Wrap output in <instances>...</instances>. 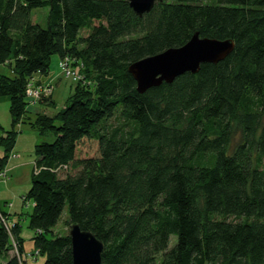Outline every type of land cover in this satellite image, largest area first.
Listing matches in <instances>:
<instances>
[{"label":"trees","instance_id":"1","mask_svg":"<svg viewBox=\"0 0 264 264\" xmlns=\"http://www.w3.org/2000/svg\"><path fill=\"white\" fill-rule=\"evenodd\" d=\"M196 32L233 50L139 93L128 66ZM53 55L83 77L52 115L31 114L26 85ZM0 66V171L18 121L52 136L24 196L42 264H73L68 232L53 231L63 216L102 243L101 264H264V0H162L141 16L128 0H0ZM3 214V264H21L6 252L11 238L23 250L19 221Z\"/></svg>","mask_w":264,"mask_h":264},{"label":"rangeland","instance_id":"2","mask_svg":"<svg viewBox=\"0 0 264 264\" xmlns=\"http://www.w3.org/2000/svg\"><path fill=\"white\" fill-rule=\"evenodd\" d=\"M48 15L47 7L34 8L31 11V18L33 22L46 26ZM59 58L57 55H53L50 61L49 74L41 77H33L32 81L40 80L41 83L50 84L52 86V95L56 107H43L42 105L36 106V102L32 103L30 113H36L38 111L45 112L52 115L55 111L60 109L67 96L73 91L74 82L70 78L62 73L58 66ZM76 73L81 77L82 74L74 67ZM0 72L8 73L9 70L5 66H0ZM33 117V116H32ZM0 125L3 129L7 130L11 128V114L9 112V101L7 98L0 99ZM15 130L18 132L16 142L12 151L8 152L7 164L10 159L17 158L24 163L23 168H20L14 172L8 174V169L5 168L0 171V209L5 212H12L11 214H3L4 224L7 228L12 225L13 222L19 221L20 224V236L23 239V250L18 251V244L13 238H11L10 248L6 251L8 255L16 253L21 264H42L44 256L37 253L34 248L32 237L34 230L28 226L29 217L28 214L32 210V201L24 198L25 193L30 188V179L32 173L35 172L36 154L34 152V146L41 141H51V134L40 135L38 130L30 127L27 123H23L21 120L17 122ZM4 153L3 146L0 145V156ZM14 212V213H13ZM19 213V215H17ZM66 217L63 216L60 221L54 227V233L64 234L69 232L71 224L66 223ZM175 241V236H170L169 246ZM5 262L3 252H0V264Z\"/></svg>","mask_w":264,"mask_h":264},{"label":"water","instance_id":"3","mask_svg":"<svg viewBox=\"0 0 264 264\" xmlns=\"http://www.w3.org/2000/svg\"><path fill=\"white\" fill-rule=\"evenodd\" d=\"M162 0H128L129 6L139 16L149 12L155 2ZM234 47L231 39L218 40L200 37L198 32L181 47L142 58L128 66L136 81L139 93L162 82L170 83L185 73H195L202 63H217L223 60ZM71 242L73 264H101L102 243L89 231L72 223L68 232Z\"/></svg>","mask_w":264,"mask_h":264},{"label":"built area","instance_id":"4","mask_svg":"<svg viewBox=\"0 0 264 264\" xmlns=\"http://www.w3.org/2000/svg\"><path fill=\"white\" fill-rule=\"evenodd\" d=\"M58 66L63 74L71 76L73 82L81 79V76L76 73L75 68H73L67 60L58 61ZM52 93V86L50 84H35L33 81H29L25 88V96L31 102H37L41 97H47Z\"/></svg>","mask_w":264,"mask_h":264},{"label":"crops","instance_id":"5","mask_svg":"<svg viewBox=\"0 0 264 264\" xmlns=\"http://www.w3.org/2000/svg\"><path fill=\"white\" fill-rule=\"evenodd\" d=\"M17 158H19V155L14 159H10L9 163L7 164L6 168L8 169V174L20 168H23L24 163H22V161H19ZM6 213L11 214L12 212H6Z\"/></svg>","mask_w":264,"mask_h":264}]
</instances>
